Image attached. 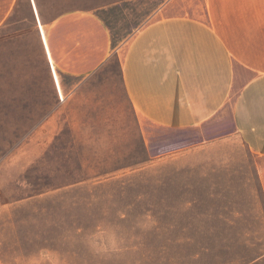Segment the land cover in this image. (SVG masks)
<instances>
[{
  "label": "rangeland",
  "instance_id": "rangeland-1",
  "mask_svg": "<svg viewBox=\"0 0 264 264\" xmlns=\"http://www.w3.org/2000/svg\"><path fill=\"white\" fill-rule=\"evenodd\" d=\"M40 1L97 10L116 39L150 10ZM21 44L0 52V264H264V159L229 114L139 123L116 56L53 94L37 37Z\"/></svg>",
  "mask_w": 264,
  "mask_h": 264
},
{
  "label": "crops",
  "instance_id": "crops-1",
  "mask_svg": "<svg viewBox=\"0 0 264 264\" xmlns=\"http://www.w3.org/2000/svg\"><path fill=\"white\" fill-rule=\"evenodd\" d=\"M130 1L150 10L116 39L97 10L48 17L40 0H0L1 55L37 37L53 94L56 77L68 88L64 77L83 82L116 56L139 123L199 128L227 113L264 159V0Z\"/></svg>",
  "mask_w": 264,
  "mask_h": 264
},
{
  "label": "bare ground",
  "instance_id": "bare-ground-1",
  "mask_svg": "<svg viewBox=\"0 0 264 264\" xmlns=\"http://www.w3.org/2000/svg\"><path fill=\"white\" fill-rule=\"evenodd\" d=\"M56 81H57V85H58V87H59V91H60V94H61L60 83H59V80H58L57 77H56ZM61 96H62V95H61Z\"/></svg>",
  "mask_w": 264,
  "mask_h": 264
}]
</instances>
